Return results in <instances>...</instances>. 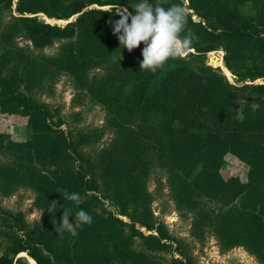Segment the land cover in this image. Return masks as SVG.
<instances>
[{
  "label": "trees",
  "instance_id": "1",
  "mask_svg": "<svg viewBox=\"0 0 264 264\" xmlns=\"http://www.w3.org/2000/svg\"><path fill=\"white\" fill-rule=\"evenodd\" d=\"M139 2L0 0V46H12L0 51V112L25 117L29 129L27 141L18 143L0 130V151L13 150L20 168L10 169V177L36 190L43 208L40 227L16 237L10 251L0 255V264H29L21 255L36 264H200L182 239L153 219L147 188L159 167L171 173V195L184 217L204 198L218 202L223 211L242 195L245 208L231 206L222 222L264 248V84L247 82L264 78V0H149L185 7L187 26L181 35L196 38L185 56L169 59L156 72L140 68L145 45L129 52L109 24L120 19L115 15L119 6L134 15ZM42 15L77 17L58 25ZM21 37L34 49L24 51L16 42ZM56 42L57 51L45 53ZM218 49L225 51L224 63L236 75V84L207 64L206 55ZM193 58L198 66L190 63ZM93 68L102 70L88 78ZM60 73L71 76L106 109L107 126L117 133L93 162L78 148L85 130L74 134L32 96L33 88ZM253 102L260 105L258 111H252ZM239 109L243 122L235 118ZM231 154L246 165L247 182L223 174ZM65 189L79 193L82 203L63 199ZM91 191L107 192L117 213L132 223L112 210L100 213L94 204L99 197L89 195ZM53 201L57 206L48 212ZM131 207L142 209L140 216ZM81 208L92 223L76 236L58 233L63 211L72 213L73 222ZM234 214L240 217L239 227ZM137 223L151 232L146 234ZM11 225L17 227L14 221ZM170 238L176 240L177 255L170 251L158 260L160 249L173 248L163 242Z\"/></svg>",
  "mask_w": 264,
  "mask_h": 264
},
{
  "label": "rangeland",
  "instance_id": "2",
  "mask_svg": "<svg viewBox=\"0 0 264 264\" xmlns=\"http://www.w3.org/2000/svg\"><path fill=\"white\" fill-rule=\"evenodd\" d=\"M125 8V6L118 7L119 10ZM76 17L77 15L70 18V20H63L49 18L45 15L41 16L46 22L58 25H65ZM194 18L195 20H199L197 16H194ZM16 42L18 45L24 46V51L26 52L34 49L31 45L32 43L26 38L21 37ZM58 45L59 42H56L46 47L44 49L45 53H55ZM10 48H12L10 45H1L0 51L9 50ZM224 55L225 51L222 49L212 51L206 55V62L214 68L223 70L229 80L236 84V75L225 66ZM190 63L194 66L200 64L196 58L191 59ZM242 69H244V65L239 67L240 71ZM101 70V68H93L87 73V77L92 78L97 73H100ZM247 82L264 84V78H258L254 81L248 80ZM32 96L37 101L46 103L54 113V120L57 123L63 120V126L65 128H72L74 134H79L85 130V139L82 144L80 143L78 148L80 152L86 155L87 162H93L100 150L109 146L117 137L116 131L107 126L109 114L106 109L95 102L67 74L60 73L56 76L46 78L42 85L32 89ZM0 130L7 132L12 141L16 143L25 142L29 138V129L26 125L25 117L5 115L0 112ZM74 139L78 140L77 136ZM12 151H0V255L8 253L14 239L20 236L25 230L38 229L43 216V208L41 207L37 191L30 185L15 182L10 177V169L20 168L19 165H15L17 163H15ZM226 161L222 169L226 178L231 175H238L242 182H247V167L243 161L232 154L227 156ZM48 169L46 168V170ZM170 174L163 167L155 168L148 180L147 189L152 195L150 207L153 213V219L163 223L168 232L176 236L175 238L182 239L184 248L185 246L189 248L198 263L264 264V248L250 244L249 241L242 237V234L239 236L240 233H236V229L229 225H224L222 222V216L231 212L234 209V205L239 203L240 209L245 208L242 199L240 200L242 195L225 205L223 211L220 210L218 202L204 198L197 205L198 207L194 212H190L188 217H184L181 215L171 195L169 185ZM93 194L99 197L100 202L95 200L94 204L100 213L104 212L105 209L112 210L117 216L132 223L130 217L117 213L118 208L113 205L107 192L91 191L89 193V195ZM244 197H247L246 194ZM231 206H233L232 209ZM134 208L131 207V210ZM139 211L142 213V209L139 210L136 207V214H139ZM234 216V222L237 223L236 227H239L241 223L240 217L237 214H234ZM12 221L16 223V228L11 227ZM136 225L143 229L146 234L151 232L139 223ZM137 242L140 243L141 240L137 239ZM163 242L171 245L173 248L164 247L160 249L161 251L158 252L159 257L157 259L161 261L162 256H168L170 251L175 252L174 254L177 255L175 249L177 243L174 238L163 239ZM21 256L29 264H36L29 256Z\"/></svg>",
  "mask_w": 264,
  "mask_h": 264
},
{
  "label": "clouds",
  "instance_id": "3",
  "mask_svg": "<svg viewBox=\"0 0 264 264\" xmlns=\"http://www.w3.org/2000/svg\"><path fill=\"white\" fill-rule=\"evenodd\" d=\"M135 14L133 15L127 8L115 11V15L120 17L119 20L109 21L113 27L115 35L121 46L129 52L138 48L142 43L145 45L142 50L141 70L156 72L172 58H177L188 53L196 39L194 35H181L185 32L187 26V10L180 4L170 7H164L160 4H152L149 0H140L135 5ZM130 20V23H129ZM260 105L253 102L251 109L253 112L258 111ZM238 121L243 122L245 115L242 109L236 111ZM63 199L75 202L77 205L82 203V197L77 192L63 191ZM52 207L48 212H52L57 206L53 201ZM73 217L69 210L63 211V216L56 227L58 233L67 231L72 236L78 234V230L84 225H90L93 217L84 209L75 213L73 222L69 221Z\"/></svg>",
  "mask_w": 264,
  "mask_h": 264
},
{
  "label": "water",
  "instance_id": "4",
  "mask_svg": "<svg viewBox=\"0 0 264 264\" xmlns=\"http://www.w3.org/2000/svg\"><path fill=\"white\" fill-rule=\"evenodd\" d=\"M187 7H189V5L187 4Z\"/></svg>",
  "mask_w": 264,
  "mask_h": 264
}]
</instances>
